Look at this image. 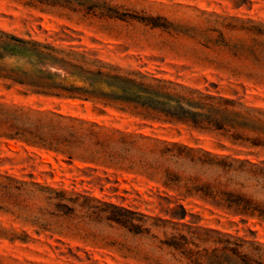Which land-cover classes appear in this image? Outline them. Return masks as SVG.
Instances as JSON below:
<instances>
[{"label":"rangeland","instance_id":"374dc122","mask_svg":"<svg viewBox=\"0 0 264 264\" xmlns=\"http://www.w3.org/2000/svg\"><path fill=\"white\" fill-rule=\"evenodd\" d=\"M50 1L0 0V30L59 46L83 45L124 68L264 110V0H90L86 6L95 8L94 14L45 3ZM0 64L33 68L25 55L0 57ZM0 102L50 113L56 125L41 128L45 141L0 136V183L9 185L0 186V229L5 230L0 264H180L167 248L158 249L144 235L107 220L90 198L157 214L156 192L166 191L156 181L162 168L170 165L187 174L191 166L187 157L174 163L148 153L172 143L228 160L264 162L262 148L154 118L132 105L38 96L2 79ZM70 134L72 143L62 141ZM122 134L144 138L126 150ZM159 163L162 168H156ZM7 177L46 188L27 185L17 191ZM208 177L213 178L208 173L200 178ZM231 177L228 189L264 198L246 170ZM184 203L194 214L187 219L264 243V221L243 223L197 195Z\"/></svg>","mask_w":264,"mask_h":264},{"label":"trees","instance_id":"16d2710c","mask_svg":"<svg viewBox=\"0 0 264 264\" xmlns=\"http://www.w3.org/2000/svg\"><path fill=\"white\" fill-rule=\"evenodd\" d=\"M88 1L51 0L45 3L59 4L73 10L84 7L91 11L86 12L94 14L95 8L86 6ZM0 34L3 38L0 40V57L25 55L33 66L31 70H24L0 64V79L19 84L30 94L132 105L154 118L187 123L201 131L225 136L232 143L264 149V110L261 108L248 107L231 98L157 78L147 72L124 68L101 58L97 52L83 45L59 46L50 41L26 39L2 30ZM55 116L64 118L61 114ZM54 118L47 112L0 102V136L27 143H34V138L45 141L40 136L41 128L45 125L56 126L51 124ZM67 118L75 120L73 117ZM246 130L255 135H245ZM71 137L74 134L62 141L72 143ZM119 138L126 144L124 149L128 150L137 138L144 137L122 134ZM148 153L166 155L174 163L187 157L191 165L187 174L173 170L170 165L164 168L162 163L156 165L163 172V176L156 181L166 189L156 192L159 212L147 214L91 197L98 203L99 213H106L107 220L134 234L144 235L158 249L167 248L171 258L180 264H264L263 242L256 240L255 236L201 226L197 220L187 219L188 215L194 217V214L184 203L186 198L197 195L232 216H238L243 223L251 218L263 222L264 198H252L247 192L228 189L226 182L231 180L234 172L246 170L264 197V162L228 160L226 156L176 143L163 148L153 147ZM153 161L159 162L158 157ZM207 173L212 174L213 178L201 181V175ZM6 179L17 183L14 186L17 191L24 190L27 185L46 188L37 182L27 184L8 177ZM0 186L6 189L9 185L0 183ZM57 194L63 196L64 192L58 191ZM3 231L0 229V232ZM248 231L254 233L250 229Z\"/></svg>","mask_w":264,"mask_h":264}]
</instances>
